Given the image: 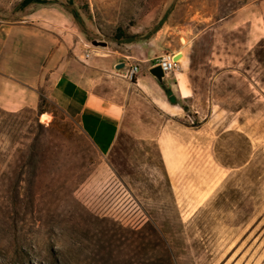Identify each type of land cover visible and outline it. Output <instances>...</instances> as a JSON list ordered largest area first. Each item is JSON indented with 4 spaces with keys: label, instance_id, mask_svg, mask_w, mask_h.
Returning a JSON list of instances; mask_svg holds the SVG:
<instances>
[{
    "label": "rangeland",
    "instance_id": "rangeland-1",
    "mask_svg": "<svg viewBox=\"0 0 264 264\" xmlns=\"http://www.w3.org/2000/svg\"><path fill=\"white\" fill-rule=\"evenodd\" d=\"M18 2L0 0V21L18 18ZM75 2L87 41L140 66L131 85L104 89L134 141L105 158L50 89L24 105L4 81L0 264H149L150 248L120 241L146 223L175 264H264V0ZM164 53L181 61L165 86L174 95L183 77L192 90L171 115L137 89Z\"/></svg>",
    "mask_w": 264,
    "mask_h": 264
},
{
    "label": "crops",
    "instance_id": "crops-1",
    "mask_svg": "<svg viewBox=\"0 0 264 264\" xmlns=\"http://www.w3.org/2000/svg\"><path fill=\"white\" fill-rule=\"evenodd\" d=\"M75 6V0H19L15 13L18 18L0 21V90L7 81L14 92L22 94L24 105L36 106L38 89L47 87L58 105L78 121L97 152L111 160L115 154L126 152L134 139L122 127L125 105L111 101L104 89L114 80L131 85L121 75L129 64L104 48L94 47L79 33L72 15L73 11L79 14ZM121 63L124 68L116 69ZM143 70L137 89L144 93L148 89L151 102L167 115L181 108L170 104L160 85ZM186 83L188 97L182 98L177 82V100L192 97ZM158 101L164 102L168 110ZM109 165L116 167L111 162Z\"/></svg>",
    "mask_w": 264,
    "mask_h": 264
},
{
    "label": "trees",
    "instance_id": "trees-1",
    "mask_svg": "<svg viewBox=\"0 0 264 264\" xmlns=\"http://www.w3.org/2000/svg\"><path fill=\"white\" fill-rule=\"evenodd\" d=\"M72 15L76 23L78 24V26L83 28V24L81 22L79 14L76 11H73ZM165 17L162 20V23L165 21ZM119 36L120 37L123 36L121 30H118L116 40L120 38ZM135 39L136 37H130V38H127V41L131 42V41H134ZM160 87L166 94V97L170 104L178 105L181 107L182 110L186 111V108L180 105L179 100L175 98V96L172 94L169 87H166L164 83L161 84ZM40 113H41L40 120H42L44 119L43 116L46 114H42L43 113L42 111H40ZM85 137L87 138L86 135ZM123 231L126 233V235H122L120 238V241H121V244H123L126 248L134 247L135 250H138V252L144 251L146 248H150L153 254V260H152V263H149V264H175L173 254L171 252L169 245L167 244L166 239L164 238L162 233L158 230V228L155 225L151 223H146L134 229L124 228ZM122 264H147V263H138V262L133 261V258H129L128 260L123 261Z\"/></svg>",
    "mask_w": 264,
    "mask_h": 264
},
{
    "label": "built area",
    "instance_id": "built-area-1",
    "mask_svg": "<svg viewBox=\"0 0 264 264\" xmlns=\"http://www.w3.org/2000/svg\"><path fill=\"white\" fill-rule=\"evenodd\" d=\"M85 58L89 57V54L86 53ZM160 67L164 74L167 76L169 74H175L180 69V62L175 59L174 53H164L161 54L153 60V64L151 67ZM140 73V66L138 63H131L128 65L127 70L125 72V78H127L130 82L135 79Z\"/></svg>",
    "mask_w": 264,
    "mask_h": 264
},
{
    "label": "water",
    "instance_id": "water-1",
    "mask_svg": "<svg viewBox=\"0 0 264 264\" xmlns=\"http://www.w3.org/2000/svg\"><path fill=\"white\" fill-rule=\"evenodd\" d=\"M92 45L94 46H102V47H105L106 46V43L104 42H97V41H92L91 42ZM180 58V56H177L175 59L178 60ZM124 64L121 63V64H118L116 66V69H123L124 68ZM149 74L155 79V81L161 85L165 82V79H166V75L164 74V72L162 71V69L158 66L156 67H152L148 70ZM43 120H47V119H43Z\"/></svg>",
    "mask_w": 264,
    "mask_h": 264
},
{
    "label": "bare ground",
    "instance_id": "bare-ground-1",
    "mask_svg": "<svg viewBox=\"0 0 264 264\" xmlns=\"http://www.w3.org/2000/svg\"><path fill=\"white\" fill-rule=\"evenodd\" d=\"M176 57H177V55H175V58ZM177 88L180 91L182 98L188 97V91L186 89V85H185V82H184L182 77L179 78ZM163 104H164V102H160V105H163Z\"/></svg>",
    "mask_w": 264,
    "mask_h": 264
}]
</instances>
